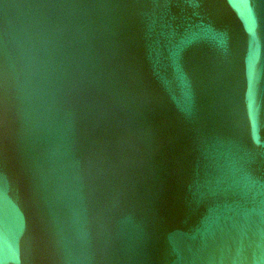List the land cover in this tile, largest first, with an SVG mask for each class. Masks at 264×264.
Masks as SVG:
<instances>
[{
    "label": "water",
    "instance_id": "water-1",
    "mask_svg": "<svg viewBox=\"0 0 264 264\" xmlns=\"http://www.w3.org/2000/svg\"><path fill=\"white\" fill-rule=\"evenodd\" d=\"M0 264H264V0H0Z\"/></svg>",
    "mask_w": 264,
    "mask_h": 264
}]
</instances>
